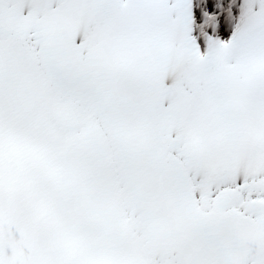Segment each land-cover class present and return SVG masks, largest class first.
<instances>
[{"label": "snow or ice", "instance_id": "obj_1", "mask_svg": "<svg viewBox=\"0 0 264 264\" xmlns=\"http://www.w3.org/2000/svg\"><path fill=\"white\" fill-rule=\"evenodd\" d=\"M0 264H264V0H0Z\"/></svg>", "mask_w": 264, "mask_h": 264}]
</instances>
